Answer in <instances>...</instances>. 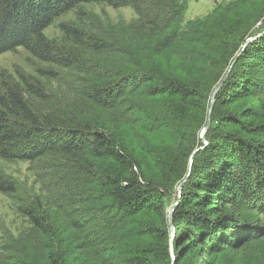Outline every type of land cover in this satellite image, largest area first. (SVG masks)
<instances>
[{
  "label": "trees",
  "instance_id": "16d2710c",
  "mask_svg": "<svg viewBox=\"0 0 264 264\" xmlns=\"http://www.w3.org/2000/svg\"><path fill=\"white\" fill-rule=\"evenodd\" d=\"M89 4L132 8L130 42L103 32ZM237 4L233 17L216 13L184 25L186 0H0V54L24 48L49 65L42 77L68 86L71 102L52 105L38 80L0 84V160L47 169L53 159L59 164L50 171L62 170V206L0 174V190L53 243L49 264H64L56 245L65 231L69 240L93 239L98 264H172L166 200L187 176L192 156L173 212L175 264H191L195 252L240 247L257 234L247 214H264V34L243 51L242 42L264 16V0L249 4L247 17ZM68 13L76 20L49 38L45 30ZM134 49L168 55L170 67L161 72L142 64ZM105 56L112 61L102 62ZM235 58L216 94L205 143L210 97ZM79 203L88 207L83 214L54 211ZM145 217L158 222L143 223Z\"/></svg>",
  "mask_w": 264,
  "mask_h": 264
},
{
  "label": "rangeland",
  "instance_id": "374dc122",
  "mask_svg": "<svg viewBox=\"0 0 264 264\" xmlns=\"http://www.w3.org/2000/svg\"><path fill=\"white\" fill-rule=\"evenodd\" d=\"M188 10L185 13L184 25L189 21L207 20L213 17L216 13H219L222 17H233L234 11L240 8L238 2L242 3L246 8L243 12L246 15L240 17H247L250 14L249 4L256 3L257 0H186ZM244 2V3H243ZM88 12H92L98 16L103 23V32H108L119 41H126L130 36L127 31L128 25L136 20V14L130 7L112 8L105 4H89L85 6ZM242 11L241 9H239ZM251 16V15H250ZM74 13H68L60 16L55 22L45 30V34L49 38L60 37V24L66 22H74ZM75 19V20H74ZM84 24V23H83ZM87 24V29L89 30ZM91 28V27H90ZM264 28V16L259 19L251 30L246 34L242 45L250 38L259 34ZM130 30V29H129ZM264 31V30H263ZM126 37V39H125ZM136 48H139L140 41L135 43ZM137 59L147 65H155L161 72L167 71L170 67V58L167 55V59L164 55L150 56L147 55L141 49H134ZM120 58L127 57L124 54L116 55ZM115 59V58H114ZM104 63H110L112 58L105 56L100 58ZM234 61V60H233ZM232 64V63H231ZM49 65L40 62L33 57L24 48H17L12 51H7L0 54V84L7 80H22L29 79L31 83H37L35 80L40 81L41 85H46V91L49 92V99L52 105L58 104V106H66L71 102L68 100V86L60 85L57 81L42 77L39 74L41 69L47 68ZM66 75V74H65ZM64 76V75H63ZM67 76V75H66ZM71 79L65 82H70ZM218 84V83H217ZM216 87V86H215ZM214 87V88H215ZM211 99V97H210ZM39 105L47 103L46 100H39ZM251 102V101H250ZM64 104V105H63ZM153 139L156 140L158 135H154ZM53 159H48V164H59L57 162H51ZM53 165L51 168L55 167ZM51 168H43L38 164L29 162L13 161L7 162L0 160V174H4L9 177L10 181L17 182L26 187L25 191L35 192L38 196L45 197L49 205L62 206L67 204L64 197L67 195L64 189H61L60 182H62L60 171L59 175H55ZM52 172L55 175L54 184L51 185ZM66 180H70L68 173H64ZM57 178V180H56ZM56 180V181H55ZM177 194H179V187L174 189L172 197L166 200L167 203V225L170 227L169 209L177 202ZM86 198V197H85ZM63 203V204H62ZM67 212L87 210L86 204H78L73 208L60 207L55 208L54 211L61 210L60 214L64 210ZM58 213V212H57ZM250 229L257 232L254 238H251L244 245L237 248H226L219 253H215L212 256L198 255L195 252L194 255L189 257V263L191 264H264V214L259 212H251L247 214ZM140 220V219H137ZM136 220V221H137ZM143 223H157L156 218L142 219ZM172 221L174 225V219L172 215ZM166 225V226H167ZM160 226V225H159ZM110 228V226H109ZM135 221L128 223V229L134 230ZM160 228H164L163 225ZM166 228V227H165ZM167 230V229H166ZM176 225L173 228H169V252L171 253L172 264L176 262V255L174 253V236L176 233ZM71 231V230H70ZM61 233V231H58ZM69 232L62 233V242L57 243L56 248L58 252L62 254L61 258L64 264H98V247H89V243L92 242L91 238H84L81 235H71L69 240ZM121 234V232H119ZM50 244L53 246L51 240L43 238L42 234L37 232L29 222V219L20 213L18 209V203L10 195L4 194L0 190V264H49L47 258V246Z\"/></svg>",
  "mask_w": 264,
  "mask_h": 264
},
{
  "label": "water",
  "instance_id": "95a60500",
  "mask_svg": "<svg viewBox=\"0 0 264 264\" xmlns=\"http://www.w3.org/2000/svg\"><path fill=\"white\" fill-rule=\"evenodd\" d=\"M262 34H264V31L257 34L256 36H253V37H250L243 45V48H242V51L250 44L252 43L254 40H256L257 38H259ZM237 58L234 59V61L232 62L231 66L229 67L228 71L224 74V76L221 78V80L219 81V83L216 85V87L214 88L213 92H212V95H211V99H210V105H209V109H208V117H207V121H206V124L202 130V133H201V137H202V140L207 143L206 141V138H205V135H206V132L207 130L209 129V127L211 126V115H212V111H213V107H214V103H215V100H216V94L220 91V89L223 87L226 79L228 78V75L229 73L231 72V69L235 63ZM200 149V148H199ZM198 150L195 151V153L197 152ZM192 163H193V156L191 157V160H190V168H189V171H188V174L187 176L185 177V179L182 181V183L179 185V193H181V190L183 188V186L185 185L189 175H190V171H191V166H192ZM178 205V201L173 205L171 206V208L169 209V220H170V227L173 228V221H172V215H173V212L175 210V208L177 207Z\"/></svg>",
  "mask_w": 264,
  "mask_h": 264
}]
</instances>
